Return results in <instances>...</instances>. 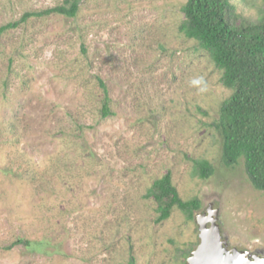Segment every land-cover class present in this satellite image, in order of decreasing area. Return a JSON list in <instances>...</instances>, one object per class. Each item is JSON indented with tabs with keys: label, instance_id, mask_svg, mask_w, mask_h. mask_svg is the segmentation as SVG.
<instances>
[{
	"label": "rangeland",
	"instance_id": "rangeland-1",
	"mask_svg": "<svg viewBox=\"0 0 264 264\" xmlns=\"http://www.w3.org/2000/svg\"><path fill=\"white\" fill-rule=\"evenodd\" d=\"M62 1L0 0V28ZM186 1L85 0L76 18L0 36V264H189L209 207L233 247L264 252V192L243 159L223 163L216 123L232 92L180 32ZM230 1L264 18V0ZM195 160L214 174L196 177ZM168 172L200 199L192 220L156 222L145 195ZM19 238L37 245L4 249Z\"/></svg>",
	"mask_w": 264,
	"mask_h": 264
},
{
	"label": "trees",
	"instance_id": "trees-1",
	"mask_svg": "<svg viewBox=\"0 0 264 264\" xmlns=\"http://www.w3.org/2000/svg\"><path fill=\"white\" fill-rule=\"evenodd\" d=\"M84 1L63 0L44 11L26 12L20 20L2 26L0 36L18 30L33 19L51 15L76 18ZM183 12L185 19L180 32L208 52L223 72V85L232 92L222 103L216 123L223 137V163L235 167L243 159L250 183L264 192V18L251 20L239 15L230 0H187ZM101 86L105 90L103 111L108 115V90L103 83ZM193 169L194 175L203 180L215 171L207 160H195ZM145 196L157 204V223L168 220L176 209L192 220L202 207L199 198L182 199L171 172L155 181ZM35 245L37 242L19 238L4 249Z\"/></svg>",
	"mask_w": 264,
	"mask_h": 264
},
{
	"label": "water",
	"instance_id": "water-1",
	"mask_svg": "<svg viewBox=\"0 0 264 264\" xmlns=\"http://www.w3.org/2000/svg\"><path fill=\"white\" fill-rule=\"evenodd\" d=\"M219 211L214 210L210 216L201 215L199 225L200 244L188 259L189 264H264V257L249 254L238 249H229L221 235L218 224ZM210 224V227L208 226Z\"/></svg>",
	"mask_w": 264,
	"mask_h": 264
},
{
	"label": "flooded vegetation",
	"instance_id": "flooded-vegetation-1",
	"mask_svg": "<svg viewBox=\"0 0 264 264\" xmlns=\"http://www.w3.org/2000/svg\"><path fill=\"white\" fill-rule=\"evenodd\" d=\"M214 211L213 207H209V209L201 214V215H205V216H210V213H212ZM218 218H219V221H218V224L220 225L221 227V222H220V214H218ZM210 227V224L208 225ZM221 235L223 237V239L226 241V246L229 248V249H238L236 247H233L230 243V240L228 237H226V235L223 233L222 231V227H221ZM240 250V249H238ZM242 251V250H240ZM244 252L248 253L249 254V257L252 258L253 256L255 255H258V256H261V257H264V252L260 251V250H256V251H253V250H243ZM242 251V252H243Z\"/></svg>",
	"mask_w": 264,
	"mask_h": 264
}]
</instances>
